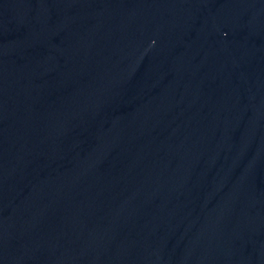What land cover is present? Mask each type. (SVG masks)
<instances>
[{"label":"water","instance_id":"95a60500","mask_svg":"<svg viewBox=\"0 0 264 264\" xmlns=\"http://www.w3.org/2000/svg\"><path fill=\"white\" fill-rule=\"evenodd\" d=\"M0 264H264V0H0Z\"/></svg>","mask_w":264,"mask_h":264}]
</instances>
